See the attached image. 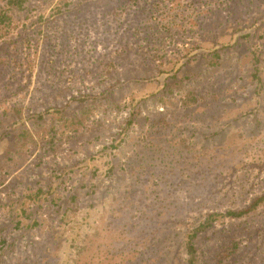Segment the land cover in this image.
I'll list each match as a JSON object with an SVG mask.
<instances>
[{"label": "rangeland", "instance_id": "1", "mask_svg": "<svg viewBox=\"0 0 264 264\" xmlns=\"http://www.w3.org/2000/svg\"><path fill=\"white\" fill-rule=\"evenodd\" d=\"M27 4L0 38V264H186L191 232L197 264H264V202L227 216L264 194V0ZM246 30L259 92L244 39L194 51Z\"/></svg>", "mask_w": 264, "mask_h": 264}, {"label": "trees", "instance_id": "2", "mask_svg": "<svg viewBox=\"0 0 264 264\" xmlns=\"http://www.w3.org/2000/svg\"><path fill=\"white\" fill-rule=\"evenodd\" d=\"M5 6L0 7V38L3 37V33H1V31H5L8 30V27L10 26V23L12 22V16L9 15V12L13 11V10H25L28 8V2L29 0H5ZM60 12L57 11L54 15H51L49 18L53 19L57 14H59ZM42 20V17H39L37 19L36 22H32L31 27H35L37 24H40ZM49 20V19H48ZM244 30V29H243ZM255 36L253 33H251L250 31L246 30V31H242L240 36H237L235 41L231 44H215L218 47L217 50H212L211 52L208 49H203L202 47H196L194 48V51H196L197 53H201V55H208L211 54L214 58H218V50H226L228 48H230L231 46H234L237 44V41L239 39H244V44L243 47L241 46V49L244 48H248L250 49V53L252 55V60H253V72L251 74V78L252 80L255 82L256 84V91L259 92L260 88H262L261 85V78L259 76V68L257 67L258 63L260 62V53L258 50H256L255 48H253V40H254ZM186 58V56L184 57ZM186 64V63H184ZM88 98V95H80L78 97H73L72 100H77L79 102H83ZM61 110L57 109V108H50V109H46L43 113H38V114H32L29 116V118L31 119H37V120H42L43 115L44 114H48V113H55V114H61ZM131 125V119L127 122V126ZM117 145H112V148H116ZM63 171H67L66 168L63 169ZM40 190L36 193V195L40 194ZM264 202V194L257 198L247 209L245 210H241V211H237V212H229L227 213V216L234 218V219H238L240 217H242L243 215H245L246 213L250 212V211H254L256 209V207L260 204ZM214 218V216H211L207 222V224H211V220ZM195 238H196V233L195 232H191L188 235H186V239H185V243H184V250H185V254L187 256L186 258V264H197V250L195 247Z\"/></svg>", "mask_w": 264, "mask_h": 264}]
</instances>
